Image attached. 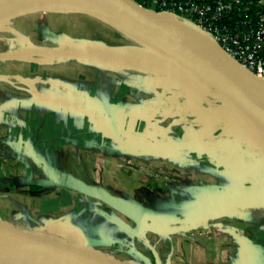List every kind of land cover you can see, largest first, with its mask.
<instances>
[{"label": "crops", "instance_id": "0c3cea01", "mask_svg": "<svg viewBox=\"0 0 264 264\" xmlns=\"http://www.w3.org/2000/svg\"><path fill=\"white\" fill-rule=\"evenodd\" d=\"M90 72L48 86L47 96L27 101L29 107L22 100L0 111V221L87 244L115 264H264V202L255 199L264 195V149L256 148L254 157L233 145L172 159L139 155L145 147L189 139L232 141L192 136L176 124L200 103L215 105L208 96H218L207 88L203 101L195 92L194 98L174 93L149 103V92L136 84L100 85L90 82ZM237 112L248 132L264 141V130ZM92 156L116 164L122 157L141 159L136 163L146 171L127 165L129 173L117 170V180L106 173L111 181L96 175L87 181L82 163H92ZM68 185L112 196L135 215Z\"/></svg>", "mask_w": 264, "mask_h": 264}, {"label": "rangeland", "instance_id": "374dc122", "mask_svg": "<svg viewBox=\"0 0 264 264\" xmlns=\"http://www.w3.org/2000/svg\"><path fill=\"white\" fill-rule=\"evenodd\" d=\"M41 7V9L38 8L31 12L25 21V25L22 27L24 30L23 36L24 39H27L29 48L33 49V45L44 46V44L46 46L50 45L49 48L53 47V49H59L61 51H69L73 48L75 51L81 50L82 52L83 50V53H86L85 58L79 57L80 59H78L70 57V59H65V57H62L58 59L53 57V59H57L60 62V67L63 66L64 68H53L51 70L48 67V61H50L49 58L51 56L45 53L39 55L38 53L41 52L32 51V54H38V57H34L33 55L27 56L26 53V56L22 57H13L10 54L2 55L7 57H0L1 112L15 108L18 102L21 103L22 100H24L23 104L26 103L29 107V102L27 101L37 98V96H47L48 86L51 87L53 84L59 85L63 82V79L72 80V78H78V74L82 70H92L88 78L91 81H89L100 85L103 83L114 87L118 84L119 86L117 87L120 88L121 84H136L141 91L145 90L149 92L148 96H151L147 100L149 103L159 98L161 102L164 98H171L174 93L182 97L194 98L195 95L193 93L197 92L195 98L202 101L203 99H207V95H204V90L207 89L205 85L194 81V77H192L186 68L177 67L176 65L178 64L174 60L155 50L139 37L119 27L111 26L99 18H96L97 21H86L78 11H71L73 23L70 24H76L78 29H71L74 32L70 33L71 31H68V29H66L67 31L63 29L64 26L60 20L57 26L50 25V10L46 6L42 5ZM53 16H56L54 19L58 17L57 15ZM52 22L54 23L53 20ZM50 30L55 33L54 36L49 34ZM70 38L76 43L75 46L70 47V44L64 41ZM18 41V37L16 36L11 37L7 34H0V51H4V49H15L19 44ZM129 41H134V43H130ZM49 48L47 47V49ZM124 50L127 51L123 52ZM45 61H47V64ZM168 66L170 67L168 68ZM157 68L160 70L158 71ZM39 81H44V84H40V87L38 86ZM175 81L180 83L181 86L183 84V86L189 87L191 90L188 91L191 94H186L188 92L184 88L180 87L181 89H179L175 85ZM58 88L60 87H57L56 91ZM66 89H64L63 93H65ZM60 91H62V88ZM209 92L212 93V91ZM208 98L215 99V105L207 106V104L200 103V108L197 109L196 113L190 114L189 117L186 116L181 122H176L177 125L182 124L183 131L190 132L192 136L200 135V133L202 134L204 132L205 134L210 133L213 138L232 139L233 147L238 149L243 146L245 151L241 154L245 155L246 153L248 156H253L254 150L258 147L259 149H264V141L252 135V132H248V128L242 124L243 121L241 120L240 114L234 108L230 107V104L220 96L218 98L210 95ZM170 122L172 125L174 124L173 121ZM163 130L173 132L174 129L167 127L165 129L163 128ZM172 138L169 137V139ZM92 157V160L89 158L92 163H89V160H83L82 163V165L84 163L87 164L83 168V176L86 177L87 181L95 179L94 175L101 181L106 179V181H111V179L117 180V170L123 176L129 173V167L127 165L134 167L133 169L135 171H146L139 163H136L140 162L141 159L135 158V161H133V158L127 156L120 158V160L118 159V163L116 164L113 161L111 162V158L108 161L103 157ZM140 157L143 156L140 155ZM252 161H255V158ZM253 164L249 163L248 167L252 168ZM95 166L97 167L96 170L94 168ZM246 169L248 170L249 168L246 167ZM106 173H112L113 176H110L111 179L109 177L107 178ZM152 173L154 177L159 176L157 170H150L148 174ZM114 175L116 178H114Z\"/></svg>", "mask_w": 264, "mask_h": 264}, {"label": "water", "instance_id": "95a60500", "mask_svg": "<svg viewBox=\"0 0 264 264\" xmlns=\"http://www.w3.org/2000/svg\"><path fill=\"white\" fill-rule=\"evenodd\" d=\"M69 1L79 8L59 6L57 9L100 14L117 22L124 27L123 30L127 29L146 43L150 41L156 44L161 53L178 64L177 67L186 68L194 77V81L205 85L264 129V82L226 54L208 35L132 0ZM21 2L25 4L22 12L41 9L42 5L49 9L55 8L49 2L43 4L33 0ZM106 22L110 21L106 20ZM42 52L55 58H79L86 55L81 50L61 51L53 48ZM230 148H232L231 140L189 139L172 144L170 147H145L140 150L139 155L171 159L185 151L211 152ZM68 187L99 199L126 214L135 215L134 210L112 196L84 186L68 185ZM255 199L264 202V195ZM104 257L97 255L87 244L0 221V264H115ZM126 264L143 263L127 261Z\"/></svg>", "mask_w": 264, "mask_h": 264}, {"label": "built area", "instance_id": "2783aa9c", "mask_svg": "<svg viewBox=\"0 0 264 264\" xmlns=\"http://www.w3.org/2000/svg\"><path fill=\"white\" fill-rule=\"evenodd\" d=\"M208 35L264 82V0H132Z\"/></svg>", "mask_w": 264, "mask_h": 264}, {"label": "bare ground", "instance_id": "6f19581e", "mask_svg": "<svg viewBox=\"0 0 264 264\" xmlns=\"http://www.w3.org/2000/svg\"><path fill=\"white\" fill-rule=\"evenodd\" d=\"M21 1L22 0H0V31H2V33H0V34H2V35H6L7 34V35H9L11 37L16 36V37H18V40H19L18 41L19 44H18V46H16L15 49H10V50L9 49H7V50L4 49V51H0V57H2V55H5V54L13 55V57H16V56H21L22 57V56H26L25 53L27 54V56L33 55L34 57H38V54L40 55V54L43 53L42 50H47V47L48 48L50 47V45L46 46L44 44V46L34 47L33 49L29 48L27 39H24V36H23L24 35V33H23L24 30H23L22 27H23V25H25V21L30 16L31 12H22V9H23L22 7L25 4L22 3ZM33 1H35L36 3H39V4H43L45 2H49V3L53 4V6H55V8L49 9L50 10L49 11V15L51 16V17H49L50 22H51L50 25L53 24V26H57L58 25V21L60 20L61 24H63V26H64V27L62 26L63 29H65V30L68 29V31H71L70 33L74 32V30H71V29H75V30L78 29L76 24H70V23H73V21L71 19V11L70 10H66L65 8L56 9L59 6L60 7H69V8L78 9L79 8L78 5L73 4L69 0H33ZM80 14H81L82 18L86 19V21H88V20L97 21L96 18H100L101 20L110 21V22H107V23H109L111 26H116V27L120 26L121 29L124 28L120 24H118L117 22H115L113 20H110V19H107V18H105L102 15L97 14V13H91L90 12V14H89V13H85V12H80ZM53 15H57L58 16L57 19L56 18L54 19V17H56V16H53ZM52 20L54 21V23L52 22ZM83 23H85V22H83ZM65 27H67V28H65ZM129 33L133 34L132 32H129ZM49 34L54 36L55 33L50 30ZM145 39L147 40L146 37H145ZM72 40L73 39L70 38V39H65L64 41L67 42L68 44H70V47H72V46H75V44H76ZM129 42L130 43H132V42L134 43V41H129ZM55 44H56V42H55ZM147 44L149 46H151L152 48H154L155 50L160 52V50L158 49L159 47L156 46V44L151 43L150 41ZM79 46H80V44H79ZM84 46H89V45H84ZM80 47H82V46H80ZM49 49H51V48H49ZM71 50H74V49L72 48ZM32 51L41 52V53L32 54ZM125 51H127V50H124L123 52H125ZM82 52H83V50H82ZM81 57L85 58V55H82ZM80 58H78V59H80ZM49 59H50V61H48V67L51 70L53 68H58V69L59 68H64L63 66L60 67L61 66L60 62H58L57 59H53L52 56ZM58 59H60V58H58ZM65 59H70V58L69 57H65ZM45 62L47 64V61H45ZM96 65H97V62H96ZM58 69H55V70H58ZM228 104H230V107H232L235 110L241 112L235 106H233L231 103H228ZM241 113H243V112H241Z\"/></svg>", "mask_w": 264, "mask_h": 264}, {"label": "trees", "instance_id": "16d2710c", "mask_svg": "<svg viewBox=\"0 0 264 264\" xmlns=\"http://www.w3.org/2000/svg\"><path fill=\"white\" fill-rule=\"evenodd\" d=\"M139 2L141 3L142 1L139 0ZM141 4H142L143 6H147L146 3H143V2H142Z\"/></svg>", "mask_w": 264, "mask_h": 264}]
</instances>
